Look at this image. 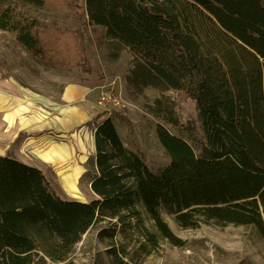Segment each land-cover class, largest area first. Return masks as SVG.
I'll return each instance as SVG.
<instances>
[{"label":"trees","instance_id":"1","mask_svg":"<svg viewBox=\"0 0 264 264\" xmlns=\"http://www.w3.org/2000/svg\"><path fill=\"white\" fill-rule=\"evenodd\" d=\"M19 1L36 7L47 2ZM74 1L57 5L74 8ZM188 6L217 25L224 46L216 45V52L183 27ZM84 8L89 24L129 50L137 81L194 102L204 147L197 154L157 124L156 137L170 160L153 173L124 146L107 118L95 127L94 154L81 176L95 197L89 202L57 197L40 169L0 156V264L63 262L99 222L116 221L110 231L99 232L109 238L117 225L124 229L131 219L138 225L139 207L155 227V233L144 231L148 244L138 247L144 257L159 239L185 245L162 211L183 228L215 222L254 227L264 238V0H84ZM57 25H42L8 8L0 12V30L35 59L69 64L75 56L85 64L83 37L71 32L70 48L59 47L57 32L65 29ZM108 254L110 264L131 261L122 247Z\"/></svg>","mask_w":264,"mask_h":264},{"label":"rangeland","instance_id":"2","mask_svg":"<svg viewBox=\"0 0 264 264\" xmlns=\"http://www.w3.org/2000/svg\"><path fill=\"white\" fill-rule=\"evenodd\" d=\"M73 5L68 8L57 5V0H47L45 6L36 7L19 0H0V12L8 8L42 25L55 23L65 29L57 32L62 36L59 47H69V33L78 32L84 39L86 59L85 64L75 56L69 58V64L61 58L53 62L37 60L15 42L12 34L0 30V79L10 81L20 93L13 96L0 90V117L8 123L0 131V156L19 158L40 169L57 197L89 202L95 197L88 180L81 176L86 160L94 154L95 127L105 119H111L124 146L138 153L153 173L163 170L170 160L156 137L157 124L185 140L197 154L202 153L205 141L194 102L175 90L137 81L136 64L129 50L107 40L102 28L89 24L84 0H75ZM182 24L212 52L223 41L217 25L202 11L186 7ZM69 85L89 89L83 102L93 113L91 121L82 127L62 132L58 127L61 111L69 104L61 98ZM102 91H111L121 106L99 108ZM52 147L58 153L66 151V159L56 158ZM138 210V225L134 219L124 229L117 225L109 238L99 236V232L109 230L116 221L99 222L82 236L65 261L47 259L46 264H110L108 251L121 247L131 259L129 264H264V238L254 227L208 222L196 229L183 228L164 211L162 219L185 245L176 247L159 239L144 257L138 247L147 243L144 231L155 233V227L144 209Z\"/></svg>","mask_w":264,"mask_h":264},{"label":"crops","instance_id":"3","mask_svg":"<svg viewBox=\"0 0 264 264\" xmlns=\"http://www.w3.org/2000/svg\"><path fill=\"white\" fill-rule=\"evenodd\" d=\"M72 86L76 88L74 99L66 100L64 98V92L61 98V100L65 104H69V105H66V107H64L61 111L62 121L60 122L58 127H59V130L62 132H69L73 130L74 128L82 127L87 122H90L92 119L91 113H93V110L89 106H87L86 103L83 102L85 100L87 91L89 89L87 87H84L83 85H72ZM15 159L26 165L32 166L19 158H15ZM32 167H35V166H32Z\"/></svg>","mask_w":264,"mask_h":264},{"label":"bare ground","instance_id":"4","mask_svg":"<svg viewBox=\"0 0 264 264\" xmlns=\"http://www.w3.org/2000/svg\"><path fill=\"white\" fill-rule=\"evenodd\" d=\"M75 87L72 85H69L65 88L64 90V98L66 100H72L75 97ZM0 90L4 91V92H8L9 94L13 95V96H19L20 93L18 92V90L15 88V86L8 80H2L0 79ZM8 123L7 121H5L2 117H0V131H3L6 127H7ZM58 147V146H57ZM52 153H54L55 157H59L61 160H65L66 157L68 156L66 151H61L60 153H58L57 150H55V147H52ZM58 149V148H57ZM49 155V154H48ZM44 159H50V158H44ZM79 170H77L78 172ZM76 174L78 175L79 172Z\"/></svg>","mask_w":264,"mask_h":264},{"label":"built area","instance_id":"5","mask_svg":"<svg viewBox=\"0 0 264 264\" xmlns=\"http://www.w3.org/2000/svg\"><path fill=\"white\" fill-rule=\"evenodd\" d=\"M97 106L100 108H118L121 102L111 91H102L97 101Z\"/></svg>","mask_w":264,"mask_h":264}]
</instances>
